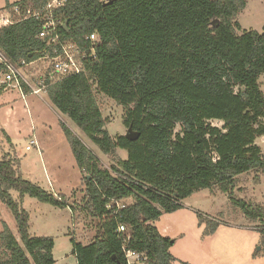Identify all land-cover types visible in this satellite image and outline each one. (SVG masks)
<instances>
[{
    "label": "trees",
    "instance_id": "16d2710c",
    "mask_svg": "<svg viewBox=\"0 0 264 264\" xmlns=\"http://www.w3.org/2000/svg\"><path fill=\"white\" fill-rule=\"evenodd\" d=\"M49 1L7 3L12 13L17 5L22 12L43 11L0 27V49L16 64L54 55L49 40L39 36ZM247 4L65 0L53 10L63 39L89 48L87 37L96 31L101 40L85 72L57 82L46 75L48 96L105 154L128 151L126 159L119 157L115 166L104 169L100 158L63 125L77 166L86 172L82 207L98 219L92 242L71 239L77 264H127L120 225L130 232L128 248L146 253V264H175L172 239L155 222L182 209L183 200L198 190L216 186L231 194L240 175L256 171L259 179L264 174V155L256 143L264 135V30L237 33V15ZM96 92L123 106L124 123L140 132L138 139L111 136ZM213 119L223 121L222 128L211 125ZM13 191L71 208L67 195L23 177L16 156H0V200L13 212L20 236L19 241L3 222L0 264H55L54 238L30 233V214ZM126 199L132 203L116 206L117 200ZM231 200L247 218L264 220L263 205ZM198 217L202 222L203 216ZM218 225L213 222L209 233ZM259 229L264 240V228Z\"/></svg>",
    "mask_w": 264,
    "mask_h": 264
},
{
    "label": "rangeland",
    "instance_id": "374dc122",
    "mask_svg": "<svg viewBox=\"0 0 264 264\" xmlns=\"http://www.w3.org/2000/svg\"><path fill=\"white\" fill-rule=\"evenodd\" d=\"M17 0H0V15L9 11L7 3ZM15 15V13H13ZM241 29H253L258 32L264 30V0H248L247 6L237 15ZM51 60L42 59L34 71L28 72L23 67L22 73L30 83L35 85L38 79L35 74L46 75L51 71ZM33 75H30V73ZM39 71V72H37ZM37 72V73H36ZM34 80V81H33ZM261 90L264 91V74L260 78ZM2 97L10 99L0 110V121L5 123L11 132L29 137L34 133L38 140L45 137L52 145H44L46 149L41 153L38 146H25L26 139L22 138L17 147L23 162L24 172L28 178L38 186L54 193L49 187L47 172L57 179L55 188L68 196L71 208H58L46 202H41L29 194L21 197L18 191H13V196L21 202V206L30 214L29 228L34 236H52L55 241L54 258L57 264H77L73 254L71 239L88 244L93 241L98 232V219L82 206L85 200V171L77 166L74 153L66 141L63 125L78 135L91 151L100 158V165L104 169L115 166L116 160L121 157L126 159L128 151L117 149L115 155L105 154L95 145L90 138L82 132L78 125L67 115L61 112L52 102L47 91L41 90L40 95L30 94L26 98L17 90L2 92ZM100 109L106 119L105 128L115 137L127 134L124 123V108L115 99L101 92H96ZM40 118L37 128L32 131L31 118ZM213 126L222 128L223 121L209 120ZM261 125L264 126V118ZM1 127V126H0ZM52 128L49 132L48 129ZM176 130L180 131L178 124ZM21 138H19L20 140ZM8 137L0 129V156L6 154ZM8 141V142H7ZM264 155V135L256 140ZM15 156V155H14ZM55 174V177H54ZM256 171H247L237 179V188L233 193L222 192L213 186L201 189L183 200L184 207L173 213H168L167 218L162 216L155 222L163 235L174 241L171 253L177 256V264H264V240L259 228H264V220L247 218L241 207L234 204L231 197L245 202H252L264 206V174L256 179ZM51 182V181H50ZM52 183V182H51ZM125 204L132 203V199L122 200ZM201 214L200 222L198 214ZM3 221L7 222L20 241L19 229L13 212L0 200V230ZM213 222L219 223L215 231L209 233Z\"/></svg>",
    "mask_w": 264,
    "mask_h": 264
},
{
    "label": "built area",
    "instance_id": "2783aa9c",
    "mask_svg": "<svg viewBox=\"0 0 264 264\" xmlns=\"http://www.w3.org/2000/svg\"><path fill=\"white\" fill-rule=\"evenodd\" d=\"M65 0H51L45 8V14L43 16V26L39 32V36L47 38L53 49V56L46 55L38 60L50 59L51 71L47 72L48 76L51 77L53 82H57L65 76L75 75L76 73H82L86 71L85 63L89 57L94 58L95 48L99 44L100 40L98 33L95 31L90 34L87 39L91 41L89 48H82L72 40L63 39L58 31V27L61 21L57 20L53 16V10L59 6H62ZM15 13V15H13ZM13 13L6 11L0 15V27L4 25H10L17 23L19 20L27 19L31 16H37L43 11H33L28 9L26 12H22L20 7L17 5L13 9ZM23 61V65H18L12 60L8 59L2 50L0 49V95L5 91L17 90L21 93L23 98L31 93L37 96L40 95L41 90L47 89L46 75H38V82L33 85L27 78L24 77L22 70L23 67L29 65ZM34 81V80H33ZM25 84V85H24ZM26 86V87H25ZM28 88V89H26ZM36 140H31L27 146H37ZM116 206L121 208L125 205L122 200H117ZM112 203L109 207H112ZM123 237V251L127 264H146V253L135 251L128 248V240L130 239V232L125 225H120L119 230Z\"/></svg>",
    "mask_w": 264,
    "mask_h": 264
},
{
    "label": "crops",
    "instance_id": "0c3cea01",
    "mask_svg": "<svg viewBox=\"0 0 264 264\" xmlns=\"http://www.w3.org/2000/svg\"><path fill=\"white\" fill-rule=\"evenodd\" d=\"M14 3V2H13ZM40 60H38V61H34V62H32V63H30L29 65H26L24 68L25 69H27V71L26 72H28L29 73V71L31 70V69H33L34 71L36 70V67L38 66V62H39ZM37 72H39V71H37ZM36 72V73H37ZM30 75H33V73H32V71H31V73H30ZM38 75L40 76V75H42V74H39L38 73ZM33 77L34 78H36V79H38V76H36L35 74L33 75ZM31 93H29L27 96H29ZM3 96V94L2 95H0V110L2 109V108H4L5 107V105L6 104H8V103H10V99L8 98V97H6V96H4V97H2ZM26 96V97H27ZM39 120H40V118H37V117H32L31 118V126H32V131L34 132V129L35 128H37V126H38V124H39ZM0 129L1 130H3L4 132H5V134L7 135V137H8V143H7V147H9L10 148V150H7V149H5V151H6V154H11V155H15L18 159H19V171L21 172V175H23V177H25L26 179L28 178V174L27 173H25L24 172V168H23V162H21V158H20V153L18 152V150H17V147L21 144V141H22V138L23 137H25L26 139H29L30 138V140H26V143H25V146H28V144H29V142L31 141V140H36L37 141V146L39 147V150H40V152L41 153H43V154H45L44 153V150L46 149V147H44V145H52V144H50L47 140H45V137H40V140H38V138L36 137V135L34 134V133H32V134H30L29 135V137H27V136H25V134H21V132H22V130L20 131V132H18V133H15V132H11V130H8L7 128H6V125H5V123L3 124V122L1 123V121H0ZM49 130V132H51L52 131V128L50 127V129H48ZM19 138H21L20 140H19ZM65 139H66V141H68L67 140V137L65 136ZM4 155V154H3ZM47 179H48V182H49V187H50V189L51 190H53L54 191V194H56V195H58V194H60V193H62V194H64L63 192H61V191H58V190H56V188H55V184L57 183L56 181H58L57 179H54L53 180V178H52V175H51V173L49 174L48 172H47ZM54 177H55V174H54ZM30 180V179H29ZM32 182H33V180H31ZM52 183H51V182ZM66 195V194H65ZM166 216H169V214H163L162 215V218L164 219V218H167ZM4 222V221H3ZM159 227V226H158ZM160 230V232L162 233V234H164L165 232H162L161 231V229H159ZM1 231V230H0ZM14 232V231H13ZM30 233H31V231H30ZM15 234V233H14ZM32 234V233H31ZM33 235V234H32ZM172 249V248H171ZM175 256V255H174ZM176 258H177V256H175ZM56 261V260H55ZM55 264H57V261H56V263ZM175 264H177V261L175 260Z\"/></svg>",
    "mask_w": 264,
    "mask_h": 264
},
{
    "label": "water",
    "instance_id": "95a60500",
    "mask_svg": "<svg viewBox=\"0 0 264 264\" xmlns=\"http://www.w3.org/2000/svg\"><path fill=\"white\" fill-rule=\"evenodd\" d=\"M65 27H66V25H65ZM139 136H140V132L139 131L134 130L132 128V126L128 127L126 137L129 140L134 141V140L138 139ZM172 243L174 244V241H172Z\"/></svg>",
    "mask_w": 264,
    "mask_h": 264
}]
</instances>
